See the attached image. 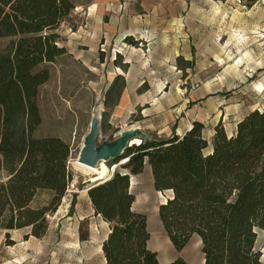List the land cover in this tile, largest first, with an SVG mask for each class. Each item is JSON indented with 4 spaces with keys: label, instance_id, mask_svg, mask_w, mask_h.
<instances>
[{
    "label": "trees",
    "instance_id": "trees-1",
    "mask_svg": "<svg viewBox=\"0 0 264 264\" xmlns=\"http://www.w3.org/2000/svg\"><path fill=\"white\" fill-rule=\"evenodd\" d=\"M74 7L70 0H0V39H10L0 49V229L30 228L37 239L72 179L68 144L34 132L41 124L37 102L49 80L46 66L67 54L58 29ZM203 129L193 122L183 136L143 140L106 163L125 160L87 191L94 215L109 224L101 245L106 264H159L147 247L146 216L131 210L130 177L141 174L145 163L155 190L172 193L158 216L176 251L196 235L204 264H262L255 244L264 232V108L248 113L231 136L218 123L209 142ZM39 191L52 197L34 209ZM168 264L188 263L177 258Z\"/></svg>",
    "mask_w": 264,
    "mask_h": 264
},
{
    "label": "rangeland",
    "instance_id": "rangeland-1",
    "mask_svg": "<svg viewBox=\"0 0 264 264\" xmlns=\"http://www.w3.org/2000/svg\"><path fill=\"white\" fill-rule=\"evenodd\" d=\"M70 1L75 7L58 29L60 45L88 55L91 49L89 38L92 37L83 26V20L87 18L84 12L89 5L112 0ZM117 2L124 8L120 11L122 18L148 21L149 32L154 39L134 41V46L125 42L119 44L123 62L136 58L130 50L141 49L143 53L140 56L149 60L153 74L159 73L165 78L156 87L155 93L163 90L179 93L181 88L183 99L187 98L190 105L202 102L209 117L207 132L220 112L229 115V106L217 108L218 96L236 94L237 98H245V105L238 112L240 115L264 108V0H146L144 7H140L136 0ZM179 33L187 35L189 57L192 58L187 75L178 71L182 61L175 60L174 49L177 46H174V41L170 37L167 40L160 38L162 34L171 36ZM9 41V38L0 39V49ZM91 43L98 45L97 70L90 72L84 67L82 59L74 58L67 51L55 63L46 66L49 80L40 87L38 95L41 124L34 137H58L69 147L66 166L72 179L58 206L65 210L45 215L48 230L40 239L30 235V228L0 229V264H106L101 251L108 231L105 225L95 217L80 221L66 213L73 200L76 205H84L88 201L86 188L89 178L75 166V162L92 118L96 116L99 119L98 143L112 141L122 128L132 126L130 118L112 132L105 130L100 103L109 84L108 72L112 68L99 64L104 54L101 42ZM215 46L218 52H215ZM158 48H165V52H151ZM215 53L219 55L216 58ZM154 54L163 55L166 62L160 65ZM113 58L116 57L113 55ZM195 59L199 60L196 66ZM119 164L121 161L116 165H106L108 176L111 175V168L115 170ZM3 177L0 172V178ZM51 197L50 191H39L31 207L43 208L49 204ZM165 199L161 195L159 201ZM257 238V248L260 249L264 245V233L258 232ZM183 252L189 262L201 260L203 254L199 237L193 235Z\"/></svg>",
    "mask_w": 264,
    "mask_h": 264
},
{
    "label": "crops",
    "instance_id": "crops-1",
    "mask_svg": "<svg viewBox=\"0 0 264 264\" xmlns=\"http://www.w3.org/2000/svg\"><path fill=\"white\" fill-rule=\"evenodd\" d=\"M136 1L139 2L140 7H144V4H146V0ZM122 9H124L123 5L118 3L117 0L87 6L84 12L85 14L87 13V18L83 20V26L87 30L86 32L92 37V39L89 38V45L91 46L89 54L81 53L78 49L73 51L68 50L67 46H65L69 54H73L74 58L78 60L82 59L84 67L92 72L97 70L96 64L98 59L96 53L98 45L95 43L92 44L91 41L101 42V51L104 54L101 55L103 59L99 64L100 66L105 65L108 67L111 66L112 68L108 72L109 84L104 91L100 103V111L105 130L112 132L113 129L119 127L118 125L132 118V126L130 128H139L150 138H156L158 140H166L173 136H183L191 129L193 122H200L204 125L203 136L209 142L214 135V128L218 123L222 124L228 136L233 135L237 123L248 113L254 111L249 110L241 115L238 113L241 111L242 106L245 105V98H237L236 94H232V96H218L217 108L221 109L225 108L224 106H229V115L221 114L220 112L207 132L208 122L206 121L209 117L203 109L204 104L202 102L190 105L187 98L183 99L181 88L179 93L177 91L171 93L166 90L155 93L156 87L165 78L162 74H153V71L149 68L151 65L148 64L150 63L149 60L140 56L141 49L130 50V53L136 55V58L123 62L124 56L118 50L120 48L118 47L119 44L123 45V42L127 43L125 40L129 39L132 43L127 44L134 46V41L147 42L154 39L153 35L149 32L150 25L148 21L143 20L141 22L122 18L120 15ZM169 37L174 41V46H177L174 49L175 60L177 62L182 61L178 71L180 74L184 72V75H187L188 67L190 68L192 66V58L189 57L191 54L187 45V35L179 33L178 35L170 36L162 34L160 36L162 40H167ZM128 51L126 50V52ZM151 52L163 54L165 48H158ZM215 52H218L217 46H215ZM113 55L116 58H113ZM157 56L159 58H156ZM218 56L215 53V58ZM153 57L160 61V65L166 62L163 55L154 54ZM198 62L199 60L197 61L195 59V66L198 65ZM152 63H158V61H152ZM163 83L166 84L167 82ZM122 85L123 88L120 94H118ZM192 102L195 101L193 100ZM189 106L191 108H188ZM126 129L128 127L122 128L121 130ZM117 136H114V138H117ZM129 192L134 196L131 210L134 213L146 216L147 230L150 234L147 247L150 251L157 254L159 264H168L177 258H182L188 264H204L203 257L197 262H189L183 252L185 247L178 252L169 241L159 219L158 209L161 204H164L171 197L172 193L158 192L155 190L151 169L147 163H145L141 174L130 177ZM161 195H164L166 198L163 202L159 201ZM58 213L57 210L55 214ZM66 213L69 217L73 216L80 221L89 217L98 218L107 228V235L110 232L109 224L105 223L99 216L94 215V210L89 199L84 205H76L74 203L73 208ZM255 249L260 251L261 262L264 264V245L258 249L256 241Z\"/></svg>",
    "mask_w": 264,
    "mask_h": 264
},
{
    "label": "water",
    "instance_id": "water-1",
    "mask_svg": "<svg viewBox=\"0 0 264 264\" xmlns=\"http://www.w3.org/2000/svg\"><path fill=\"white\" fill-rule=\"evenodd\" d=\"M98 137L99 119L94 116L90 122L89 130L83 139L77 163L86 167L96 168L101 162L106 164L108 161L122 156L126 148L138 144L143 140H150V137L139 128H128L126 130H122L117 138L112 141H103L98 143ZM122 163L123 162L121 161V164ZM109 178L110 177H106L105 179L95 183L88 180L87 183L89 186L86 188V192L94 184L106 181Z\"/></svg>",
    "mask_w": 264,
    "mask_h": 264
},
{
    "label": "bare ground",
    "instance_id": "bare-ground-1",
    "mask_svg": "<svg viewBox=\"0 0 264 264\" xmlns=\"http://www.w3.org/2000/svg\"><path fill=\"white\" fill-rule=\"evenodd\" d=\"M122 162L124 163L125 160L122 161ZM75 166L77 168H79L82 171V173H84L89 178L88 180L90 182H93V183L105 179L108 176V174H109L108 167L103 162L99 163V165L96 168H90V167L83 166V165L77 163V161L75 162ZM62 201H64V199ZM63 210H65V209L64 208H60L58 210V212L59 213L63 212Z\"/></svg>",
    "mask_w": 264,
    "mask_h": 264
},
{
    "label": "built area",
    "instance_id": "built-area-1",
    "mask_svg": "<svg viewBox=\"0 0 264 264\" xmlns=\"http://www.w3.org/2000/svg\"><path fill=\"white\" fill-rule=\"evenodd\" d=\"M113 171H114V167L111 168V175L113 174ZM111 175H109L108 177H111Z\"/></svg>",
    "mask_w": 264,
    "mask_h": 264
}]
</instances>
